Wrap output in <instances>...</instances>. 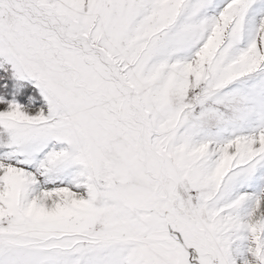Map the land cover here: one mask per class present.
Segmentation results:
<instances>
[{"label":"snow or ice","instance_id":"6c2138e0","mask_svg":"<svg viewBox=\"0 0 264 264\" xmlns=\"http://www.w3.org/2000/svg\"><path fill=\"white\" fill-rule=\"evenodd\" d=\"M0 264H264V0H0Z\"/></svg>","mask_w":264,"mask_h":264}]
</instances>
